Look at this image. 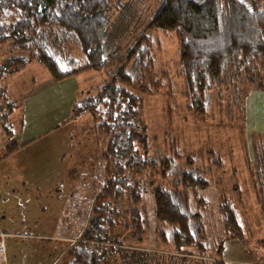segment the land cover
<instances>
[{
    "label": "rangeland",
    "instance_id": "obj_1",
    "mask_svg": "<svg viewBox=\"0 0 264 264\" xmlns=\"http://www.w3.org/2000/svg\"><path fill=\"white\" fill-rule=\"evenodd\" d=\"M163 1L108 0L104 67L32 87L27 108L37 101L41 106L26 110L22 117L17 105L5 95L0 98V160L8 158L3 155L12 142L23 144L52 127L55 131L67 126L54 128L72 115L75 100L93 95L122 69L130 72L135 67L137 78L131 84L118 83L143 99L149 146L142 152L155 159L156 166L143 171L141 202L126 208V212L139 209L145 223L139 229L127 226L124 243L108 244L114 250L102 264H203L196 255L176 252L172 237L176 227L160 222L156 215L158 187L182 193L191 212L201 216L192 224L204 228L199 241L212 261L264 264V63L252 73L227 70L214 80L204 103H197L187 89L178 34L152 25ZM184 25L191 35L199 36L201 15ZM72 44L67 42L60 49L66 56L63 61L78 57L84 62L85 54ZM136 44L141 53L130 58L128 49ZM26 53L12 42L0 45V65L9 56ZM25 68L5 76L0 86ZM11 116L17 120L13 124L16 135L8 130ZM95 123L85 117L67 130V134L71 130L68 137L73 149L64 157L67 164H73L77 154L78 166L102 164ZM20 130L23 140L17 141ZM2 169L0 264H66L88 226L93 200L102 185L99 174L93 181H80L70 198L72 179L65 182L67 191L61 192V185L52 189L26 186L15 177V168ZM185 173L200 175L208 185L180 184ZM226 202L232 203L241 236L226 227L222 212ZM120 220L128 225L131 216L122 215Z\"/></svg>",
    "mask_w": 264,
    "mask_h": 264
},
{
    "label": "trees",
    "instance_id": "obj_2",
    "mask_svg": "<svg viewBox=\"0 0 264 264\" xmlns=\"http://www.w3.org/2000/svg\"><path fill=\"white\" fill-rule=\"evenodd\" d=\"M107 5L108 0H0V45L12 42L27 52L4 60L0 82L33 61L42 63L56 80L100 70L106 65L103 37ZM197 14L202 18V33L194 36L184 24ZM152 25L178 34L187 89L197 103H204L214 80L227 70L252 73L264 63V0H164ZM67 42L83 51L84 62L78 57L63 61L66 56L60 49ZM128 50L130 58L141 53L138 44ZM135 78V67L130 72L122 69L93 95L75 100L72 115L54 127L90 117L96 122L103 167V184L93 200L88 226L66 264H102L114 250L108 244L124 243L127 226L139 229L145 223L139 209L126 212L128 205L141 202L143 171L156 166L155 159L142 152L149 146L143 99L118 83L131 84ZM4 95L1 85L0 98ZM8 130L16 135L12 126ZM33 141L12 142L3 158ZM182 182L208 185L194 173H185ZM155 211L160 222L176 227L172 237L177 253L196 255L203 264H227L212 261L203 252L205 246L199 237L204 228L192 224L201 216L191 212L182 193L156 188ZM222 212L226 227L241 236L232 203H224ZM122 215L131 216L128 225L121 222Z\"/></svg>",
    "mask_w": 264,
    "mask_h": 264
},
{
    "label": "crops",
    "instance_id": "obj_3",
    "mask_svg": "<svg viewBox=\"0 0 264 264\" xmlns=\"http://www.w3.org/2000/svg\"><path fill=\"white\" fill-rule=\"evenodd\" d=\"M25 66L26 68L19 73L12 75L7 80L5 79L6 81L3 86L7 101L17 105L18 108L16 109L21 111L20 117L26 113V110L41 106V102L37 101L35 103L33 102L31 106L27 108L26 98L27 95L33 92L30 91L32 87L38 88L46 80L54 81V79L50 77L51 75L48 74L47 68L44 65L31 62ZM36 71L38 74H36ZM13 118L11 116V126L14 128L13 124H15L17 120L15 121ZM75 124L76 122L66 124L67 126L61 127L55 131L51 130L53 129L52 127L39 138H33L35 141L33 144L15 152L5 160H0L2 161L0 163V169L3 168L4 171H7L11 167L15 168L17 175L15 177L19 178L21 182H24L26 186H28V184H34L38 187L52 189L61 185V192L65 189L67 191L65 182L72 179L71 182H74V185H72L70 190V198L74 197L75 191L79 189L80 181H85L86 179L88 181H93L94 177L99 174L103 184V167L100 161L88 166L81 164V166H83L81 167L77 165V163H80L79 154L75 156L73 164L69 165L64 160V157L73 150L72 143L69 141L68 137L71 130L68 134L67 130L69 128H74ZM18 133L17 141H22V130ZM74 171L76 172L74 173ZM60 188L57 194L60 193ZM61 197L63 198L64 194H61Z\"/></svg>",
    "mask_w": 264,
    "mask_h": 264
},
{
    "label": "built area",
    "instance_id": "obj_4",
    "mask_svg": "<svg viewBox=\"0 0 264 264\" xmlns=\"http://www.w3.org/2000/svg\"><path fill=\"white\" fill-rule=\"evenodd\" d=\"M5 236H6L5 234L1 233V237H5Z\"/></svg>",
    "mask_w": 264,
    "mask_h": 264
}]
</instances>
